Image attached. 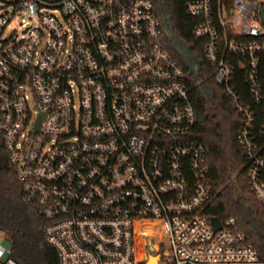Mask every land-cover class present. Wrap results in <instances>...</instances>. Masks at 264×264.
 <instances>
[{"label":"built area","instance_id":"2783aa9c","mask_svg":"<svg viewBox=\"0 0 264 264\" xmlns=\"http://www.w3.org/2000/svg\"><path fill=\"white\" fill-rule=\"evenodd\" d=\"M184 9L264 205V0ZM188 55L152 0H0V139L58 264H264L234 218L204 213ZM0 264H18L3 238Z\"/></svg>","mask_w":264,"mask_h":264},{"label":"trees","instance_id":"16d2710c","mask_svg":"<svg viewBox=\"0 0 264 264\" xmlns=\"http://www.w3.org/2000/svg\"><path fill=\"white\" fill-rule=\"evenodd\" d=\"M184 2L152 0L156 15L169 18L178 41L189 46L201 63L196 77L199 84L192 91L197 110L192 137L205 148L207 180L214 195L204 213L222 221L234 218L236 227L264 261V205L255 198L247 182L236 138L239 118L221 88L207 75L209 69L205 67L202 47L192 34L195 19L186 14ZM192 55L186 56L183 65L194 61ZM45 224L38 209L24 200L16 169L0 139V232L9 256L18 264H58L56 251L43 232Z\"/></svg>","mask_w":264,"mask_h":264},{"label":"rangeland","instance_id":"374dc122","mask_svg":"<svg viewBox=\"0 0 264 264\" xmlns=\"http://www.w3.org/2000/svg\"><path fill=\"white\" fill-rule=\"evenodd\" d=\"M22 16H17V17H15L12 21H11V23L9 24V26L7 27V30H6V33L8 34V33H10V31L11 30H13V29H17V30H19L20 28H19V22H20V18H21ZM142 231L143 232H148V231H150L151 232V229L150 228H148V229H142ZM153 237H157V236H154L153 234H151ZM149 237L151 238V236H150V234H149ZM0 238H3V233L2 232H0ZM161 240V238L160 237H158V239H155V241L156 242H158L159 243V241ZM143 241H145V239H142L141 240V242L140 243H142Z\"/></svg>","mask_w":264,"mask_h":264},{"label":"water","instance_id":"95a60500","mask_svg":"<svg viewBox=\"0 0 264 264\" xmlns=\"http://www.w3.org/2000/svg\"><path fill=\"white\" fill-rule=\"evenodd\" d=\"M260 18H261V22L264 25V9H262L260 11ZM211 223H212L214 229L220 228V221H219L218 217H212ZM157 259H158V256H151L150 261L147 264H155Z\"/></svg>","mask_w":264,"mask_h":264},{"label":"bare ground","instance_id":"6f19581e","mask_svg":"<svg viewBox=\"0 0 264 264\" xmlns=\"http://www.w3.org/2000/svg\"><path fill=\"white\" fill-rule=\"evenodd\" d=\"M152 225V224H151ZM150 225V226H151ZM149 226V225H148ZM150 236H151V240L153 241V242H155V237H153L152 235H151V232H150Z\"/></svg>","mask_w":264,"mask_h":264}]
</instances>
